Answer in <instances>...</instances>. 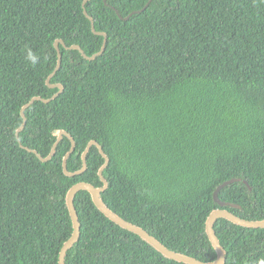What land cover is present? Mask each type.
Masks as SVG:
<instances>
[{
    "label": "trees",
    "instance_id": "1",
    "mask_svg": "<svg viewBox=\"0 0 264 264\" xmlns=\"http://www.w3.org/2000/svg\"><path fill=\"white\" fill-rule=\"evenodd\" d=\"M0 0V264H58L72 233L68 189L101 186L102 201L167 248L202 261L216 252L205 231L214 208L264 219V0ZM25 46L40 57L25 61ZM219 199L238 208L220 206ZM244 180L247 184L244 183ZM80 234L65 264H187L170 259L122 228L78 190ZM223 264H254L264 255V228L226 218L213 224Z\"/></svg>",
    "mask_w": 264,
    "mask_h": 264
},
{
    "label": "water",
    "instance_id": "2",
    "mask_svg": "<svg viewBox=\"0 0 264 264\" xmlns=\"http://www.w3.org/2000/svg\"><path fill=\"white\" fill-rule=\"evenodd\" d=\"M86 0L83 1V12L84 14L89 18L90 22H91V28L93 30L94 33L99 34L101 36L104 37L103 39V43L101 45V48L99 51L93 53L92 55L88 56L84 53V51L81 49V47L77 44H72L69 46H66L65 43L63 42V40L61 39H56L54 41V47L57 50L58 56H57V63L55 68L53 69V71L47 76L46 78V84L48 87L53 88L56 87L57 91L48 98H44L41 96H33L32 98H30L20 109V115L22 117V123L20 124V126L17 128L15 135L18 136L19 131L24 127L25 122H26V116H25V109L35 100H41L43 102H48L50 100H52L55 96H57L61 91H62V85L60 83H50V78L51 76L55 73V71L57 70L59 64H60V55H59V48H58V44L61 43L65 48L68 49H77L81 55L86 58V59H93L95 56L99 55L103 50H104V46H105V41H106V34L102 31H96L94 28V24H93V20L92 18L87 14L85 8H84V3ZM105 1V0H104ZM63 135H66L69 137V139L71 140V146L69 148V150L65 153V155L63 156V160H62V168H63V172L68 175V176H73L75 174H79L81 173L83 170H85L86 168V154L88 152V150L90 149V147L92 145H95L99 152L101 153L102 157L104 158V162L101 165V167L98 170V175L100 180L102 181V185L101 186H94L93 184L87 182V181H79L74 183L67 191L66 194V204H67V208L69 211V215H70V219H71V223H72V233L70 235L69 238H67L60 250H59V255H58V264H65V254L68 250V248H70L74 242L78 239L79 234H80V223L77 217V213H76V209L74 206V195L78 190H86L90 193L92 202L94 203V205L105 215L107 216L111 221L115 222L116 224H118L119 226H121L122 228H125L129 231H132L136 234H138L141 238H143L145 241H147L150 245H152L157 251H159L161 254H163L164 256L170 258V259H174L180 262H184L187 264H223L224 259H225V249L224 247L221 245V243L219 242V239L216 236V233L214 231L213 228V224L215 222V220L217 218H226L229 221L241 225V226H247V227H252V228H264V219H260V220H249V219H245L242 218L236 214H234L233 212H231L230 210L226 209V208H214L207 216L206 220H205V231H206V235L208 237V240L210 241L212 247L214 248L215 252H216V256L215 259L211 260V261H202L198 258H195L193 256L187 255V254H183V253H179L176 251H173L169 248H167L163 243H161L157 238H155L153 235H151L148 231H146L145 229H143L142 227L135 225L125 219H123L122 217H120L118 214H116L115 212H113L107 205L104 204V202L101 199V192L103 190H105L108 186V183L105 179V177L102 175V170L106 167V165L108 164V156L104 153L101 145L99 144L98 141L96 140H90L86 147L84 148L83 152L81 153V160H82V166L80 169L76 170V171H69L67 169V158L68 156L71 154V152L73 151L74 147H75V142L73 140V138L71 137V135L66 132L63 129H59L56 132V140L54 141L53 145L51 146L50 151L48 152V154L46 156H42L40 155L36 150L31 149L26 147L27 150L34 152L39 159L46 161L48 160L55 148L56 145L58 144V142L61 140V138L63 137ZM240 178L239 177H233L230 179H227L225 181H223L222 183H220L219 185L216 186L215 190L213 191V199L215 202H217L220 206H232V207H236L238 208L239 205L236 203H232V202H228V201H223L221 199H219L218 197V192L220 191L221 188H223L225 185H228L234 181H239ZM244 183L247 184V182L244 180Z\"/></svg>",
    "mask_w": 264,
    "mask_h": 264
},
{
    "label": "clouds",
    "instance_id": "3",
    "mask_svg": "<svg viewBox=\"0 0 264 264\" xmlns=\"http://www.w3.org/2000/svg\"><path fill=\"white\" fill-rule=\"evenodd\" d=\"M25 61L29 66H36L40 62V57L31 49V47L25 46ZM254 264H264V255L258 257Z\"/></svg>",
    "mask_w": 264,
    "mask_h": 264
}]
</instances>
